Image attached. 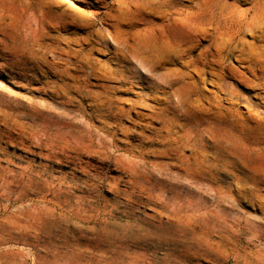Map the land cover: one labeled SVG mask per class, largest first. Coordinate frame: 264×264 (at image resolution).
<instances>
[{
  "label": "rangeland",
  "instance_id": "1",
  "mask_svg": "<svg viewBox=\"0 0 264 264\" xmlns=\"http://www.w3.org/2000/svg\"><path fill=\"white\" fill-rule=\"evenodd\" d=\"M0 11V264H264V71L235 40L199 78L163 62L159 37L167 17L200 14L212 36L193 56L210 61L232 13L258 25L264 0H0Z\"/></svg>",
  "mask_w": 264,
  "mask_h": 264
},
{
  "label": "bare ground",
  "instance_id": "2",
  "mask_svg": "<svg viewBox=\"0 0 264 264\" xmlns=\"http://www.w3.org/2000/svg\"><path fill=\"white\" fill-rule=\"evenodd\" d=\"M26 1V0H25ZM211 1V0H210ZM11 2V1H10ZM9 2V3H10ZM13 2V1H12ZM8 3V4H9ZM27 3V2H26ZM162 3V2H161ZM224 3V2H223ZM164 4V3H163ZM210 5V3H208ZM207 4V5H208ZM9 5H12V4H9ZM208 8V7H207ZM69 9V8H68ZM67 9V10H68ZM206 9V8H205ZM210 9V8H209ZM30 10V9H29ZM170 10V9H169ZM224 10V9H223ZM32 12V11H31ZM144 12V11H143ZM207 12V10H206ZM234 12V11H233ZM239 12V11H238ZM1 13V11H0ZM196 13V12H195ZM264 13V12H263ZM53 14V13H52ZM111 14V13H110ZM30 15V14H29ZM49 15V14H48ZM232 13V16L231 18H228V22H229V26L228 29L229 30H225L224 32H219L220 36L219 39H216L214 40L211 45L209 46L208 50H211V55H212V58L210 61L207 60V55L206 52L207 50L205 49H201V51L198 53L197 56H193V52L196 48H199L200 47V43H199V37L201 36H212V33H211V29L206 25V23L204 22V19L202 18V16L200 14H195L193 17L189 14V13H186L184 17H167V22L165 23L166 26L164 27V29L161 31V33L159 34L160 36V39L162 40V42L164 43V45H166L168 47V51L162 55V60L163 62L165 63H180L184 66H194L193 70H192V73H196L199 78L202 77V74L205 72V66L208 64V63H212V64H215V65H218L221 60L223 59V53L224 51H226L228 45H229V42L230 41H235L237 40L238 42V45L241 44V47L239 49L240 51V55L241 56H244L246 59H248V61L255 65V66H260V70L261 71H264V20L259 22L258 25H256V21L259 18H261V16H254L252 18L251 21H247L248 22V25L250 26H245V24L247 22H245L244 20L246 19L245 17V14L244 13H238V17H234ZM104 16V15H103ZM135 16V15H133ZM153 16V15H152ZM168 16V15H167ZM212 16V15H211ZM21 18V17H20ZM19 18V19H20ZM48 18V17H47ZM69 18H71L69 16ZM158 19V18H156ZM227 19V18H226ZM225 19V20H226ZM10 20V19H9ZM12 20V19H11ZM21 20V19H20ZM28 20V19H27ZM136 20V19H135ZM261 20V19H260ZM259 20V21H260ZM73 21V20H72ZM28 22V21H27ZM71 22V21H70ZM5 23V22H4ZM2 24V23H1ZM16 24V23H15ZM32 24V23H31ZM38 23H36L37 25ZM49 24V23H48ZM3 25V24H2ZM14 26V25H13ZM16 27V26H15ZM212 27V26H211ZM32 28V27H31ZM224 28V27H223ZM222 28V29H223ZM247 28H249V30H251L253 32V38H255L256 40H259L261 43L260 44H255V42H248L246 40H244V36L249 34L247 33ZM27 29V28H26ZM35 29V28H34ZM66 29V27H65ZM18 30V29H17ZM1 31V30H0ZM53 31V30H52ZM64 31V30H63ZM66 31V30H65ZM18 32V31H17ZM32 33V31H31ZM40 34V33H39ZM68 34V33H67ZM2 35V34H1ZM8 36V35H7ZM49 36V35H48ZM214 37H217V35H214ZM227 37V38H226ZM250 37V36H249ZM21 38V37H20ZM252 38V37H251ZM54 39V37H53ZM52 39V40H53ZM2 40V38H1ZM15 41V40H14ZM21 41V40H19ZM26 41V40H25ZM64 41V39H63ZM10 42V41H9ZM13 42V41H12ZM10 42V43H12ZM22 42V41H21ZM7 43V42H6ZM5 43V44H6ZM15 43V42H14ZM51 43V42H50ZM141 43V42H140ZM4 44V45H5ZM18 44V43H17ZM39 44V43H38ZM53 44V43H52ZM80 44V43H79ZM129 44V43H128ZM16 45V44H15ZM14 45V46H15ZM19 45V44H18ZM27 45V44H26ZM30 45V44H29ZM131 45V44H129ZM3 46V45H2ZM21 46V44H20ZM47 46V45H46ZM51 46V45H50ZM76 46V45H75ZM142 46V45H141ZM233 46V45H232ZM1 47V46H0ZM11 47V46H10ZM71 47V46H70ZM74 47V46H73ZM23 48V47H22ZM13 49V48H12ZM45 49V48H44ZM72 49V48H71ZM2 50V49H1ZM47 50V49H45ZM133 50V49H132ZM197 50V49H196ZM16 51V50H15ZM19 51V49H18ZM5 52V51H4ZM2 53V52H0ZM8 53V51H7ZM18 53V52H17ZM96 53V52H95ZM6 54V53H5ZM11 55V54H10ZM84 55V54H83ZM17 56V55H16ZM9 57V56H8ZM19 57V56H18ZM110 57V56H109ZM36 58V57H35ZM3 59V58H2ZM127 59V57H126ZM115 61V60H114ZM118 61V60H117ZM26 62V61H25ZM36 62V61H34ZM242 62V61H241ZM244 62V61H243ZM21 63V62H20ZM29 63V62H28ZM37 63V62H36ZM245 63V62H244ZM6 64V63H4ZM38 64V63H37ZM44 64V63H43ZM56 64V63H54ZM10 65V64H9ZM13 65V64H12ZM114 65V64H113ZM219 66V65H218ZM217 66V67H218ZM16 67V66H15ZM28 67V66H27ZM33 67V66H32ZM56 67V66H55ZM109 67V66H108ZM7 68V67H6ZM5 68V69H6ZM13 68V67H12ZM22 68V67H21ZM45 67H43V70L45 71L44 69ZM62 68V66H61ZM111 68V67H110ZM109 68V69H110ZM246 68V67H245ZM2 69V68H1ZM4 69V70H5ZM189 69V67H188ZM8 70V69H7ZM10 70H13V69H10ZM34 70V69H33ZM37 70V69H36ZM35 70V71H36ZM82 70V69H81ZM108 70V69H107ZM244 70V69H243ZM17 71V70H16ZM38 71V70H37ZM43 71V72H44ZM11 72V71H10ZM15 72V71H14ZM42 72V70H41ZM42 72V73H43ZM227 72V70H226ZM259 72V71H258ZM54 73V72H53ZM57 73V71H56ZM97 73V72H96ZM189 73V72H188ZM249 73V72H248ZM251 73V72H250ZM25 74L27 75V73L25 72ZM24 74V75H25ZM101 74V73H100ZM190 74V73H189ZM252 74V73H251ZM14 75V74H13ZM16 75V74H15ZM14 75V76H15ZM20 75V73H19ZM41 75V74H40ZM44 75L45 72H44ZM72 75V74H71ZM70 75V76H71ZM127 75V74H126ZM254 75V74H253ZM259 75V74H258ZM22 76V75H20ZM28 76V75H27ZM65 76V75H64ZM69 76V77H70ZM244 76V75H243ZM264 76V75H263ZM17 77V76H16ZM42 77V76H41ZM44 77V76H43ZM42 77V78H43ZM46 77V76H45ZM74 77V76H73ZM92 77V76H91ZM125 77V76H124ZM252 77V76H251ZM32 78V75L31 77ZM99 78V77H98ZM231 78V77H230ZM38 79V78H37ZM41 79V78H40ZM72 79V78H70ZM110 79V78H109ZM187 79V78H186ZM197 79V78H196ZM260 79V78H259ZM50 80V79H49ZM78 80V79H77ZM106 80V79H105ZM111 80V79H110ZM235 80V79H234ZM40 81V80H38ZM43 81V80H42ZM125 81V80H124ZM76 82V81H74ZM192 82V81H191ZM90 83V82H89ZM94 83V82H92ZM260 83V82H259ZM262 83V82H261ZM46 84V83H44ZM70 84V83H69ZM68 84V86H69ZM137 84V83H136ZM141 84V83H140ZM252 84V83H251ZM257 84V83H256ZM71 85V84H70ZM87 85V84H85ZM107 85V84H106ZM156 85V84H155ZM158 86V85H157ZM264 86V85H263ZM109 88V87H108ZM159 88V86H158ZM259 88V87H258ZM66 89V88H65ZM84 89V88H83ZM114 89V88H113ZM136 89V88H135ZM134 89V90H135ZM70 90V89H69ZM86 90V89H85ZM150 90V89H149ZM41 91V90H40ZM128 91V90H127ZM126 91V92H127ZM162 91V90H161ZM222 91V90H221ZM262 91V90H261ZM74 92V91H73ZM61 93V92H60ZM129 93V92H128ZM144 93V92H143ZM220 93V92H218ZM67 94V92L65 93ZM85 94V93H84ZM90 94V93H89ZM132 94V93H131ZM55 95V94H53ZM83 96V95H82ZM107 96V95H106ZM116 96V95H115ZM66 97V96H65ZM119 97V96H118ZM1 98V97H0ZM68 98V97H67ZM106 98V97H105ZM103 99L100 104H106L107 103V100L106 99ZM108 98V97H107ZM154 99V97H149V99ZM157 98V97H156ZM75 99V98H74ZM73 99V101H74ZM150 99V100H151ZM119 100V99H117ZM160 101V98L158 99ZM12 101V100H11ZM15 101V100H14ZM65 101V100H64ZM121 101V100H120ZM69 102V101H68ZM75 102V101H74ZM119 102V101H117ZM84 103V102H83ZM138 103V101H137ZM3 104V103H2ZM71 104V103H70ZM77 104V103H76ZM75 104V105H76ZM123 104V103H122ZM8 105V104H7ZM6 105V106H7ZM79 105V104H78ZM89 105V104H88ZM91 105V103H90ZM115 105V104H114ZM121 105V104H120ZM133 105V104H131ZM5 106V107H6ZM68 106V105H67ZM19 107V106H18ZM74 107V106H73ZM138 107V105H137ZM2 108V107H1ZM85 108V107H84ZM140 108V107H139ZM95 109V108H94ZM97 109V108H96ZM2 110V109H1ZM18 110V109H17ZM92 110V109H91ZM124 110V109H123ZM145 110V108H144ZM146 110H149V109H146ZM4 111V110H3ZM111 111V110H110ZM88 112V111H87ZM202 112V111H201ZM37 113V112H36ZM39 113V112H38ZM142 113V112H141ZM139 114V113H138ZM179 115V114H178ZM184 115V114H183ZM186 115V114H185ZM6 116V115H5ZM142 117V116H141ZM150 117V116H149ZM144 118V117H143ZM142 118V119H143ZM153 119V117H151ZM182 118V117H180ZM124 119V118H123ZM122 119V120H123ZM141 119V120H142ZM145 119V118H144ZM143 119V120H144ZM111 120V119H110ZM134 120V119H133ZM184 120V119H183ZM138 121V119H137ZM146 121V120H145ZM153 121V120H152ZM62 122V120H61ZM132 122V121H131ZM142 122V121H140ZM10 123V122H9ZM54 123V122H53ZM58 123V122H57ZM56 123V125H57ZM139 123V121H138ZM154 123V121H153ZM158 123H159V120H158ZM6 124V123H5ZM96 124V123H95ZM136 124V123H135ZM55 125V126H56ZM105 125V124H104ZM108 125V124H107ZM7 126V125H6ZM49 126V125H48ZM109 126V125H108ZM149 126V125H148ZM49 128V127H48ZM118 128V126H117ZM139 128V127H138ZM10 129V128H9ZM110 129V128H109ZM145 129V128H144ZM153 129V128H152ZM159 129V128H157ZM115 130V129H114ZM118 130V129H117ZM146 130V129H145ZM53 131V130H52ZM111 131V130H110ZM133 132V131H132ZM56 133V132H55ZM68 132H66L67 134ZM162 133V132H161ZM52 134V133H50ZM49 134V135H50ZM116 134V133H115ZM134 134V133H133ZM145 135V134H144ZM143 136V135H142ZM146 136V135H145ZM12 137V136H11ZM37 137V136H36ZM72 137V136H71ZM131 137V136H130ZM70 138V137H69ZM118 138V137H117ZM105 139V137H104ZM122 139V138H121ZM30 140V139H29ZM28 140V141H29ZM47 140H48V137H47ZM70 140V139H69ZM36 141V140H35ZM60 141V140H59ZM144 141V140H143ZM164 141V140H163ZM50 142V141H49ZM107 142V141H106ZM156 142V141H155ZM56 143V142H55ZM122 143V142H121ZM149 143V142H148ZM162 144V143H161ZM59 145V143L57 144ZM164 145V144H163ZM63 146V144H62ZM65 146V145H64ZM146 146V145H145ZM54 147V146H53ZM34 148V147H33ZM37 148V147H36ZM57 148V147H56ZM115 148V147H114ZM114 148H111L114 149ZM135 148V147H134ZM139 148V147H138ZM146 148V147H144ZM143 148V149H144ZM182 148V147H181ZM250 148V147H249ZM41 149V148H40ZM82 149V148H81ZM19 150V149H18ZM38 150V149H37ZM52 150V149H51ZM110 150V151H111ZM173 150V149H172ZM23 151V150H22ZM56 151V150H55ZM100 151V150H99ZM98 151V152H99ZM117 151V150H115ZM17 152V151H16ZM92 152V151H91ZM97 152V151H96ZM97 152V153H98ZM173 152V151H172ZM177 152V151H176ZM180 152V151H179ZM80 153V152H79ZM157 153V152H156ZM222 153V152H221ZM83 154V152L81 153ZM92 154V153H91ZM105 154V153H104ZM168 154V153H167ZM166 154V155H167ZM228 154V153H227ZM30 155V154H29ZM32 155V154H31ZM48 155V154H47ZM101 155V154H100ZM99 155V156H100ZM103 155V154H102ZM147 155V154H146ZM27 156V155H25ZM53 156V155H52ZM98 156V157H99ZM38 157V156H37ZM71 157V156H70ZM97 157V158H98ZM43 158V157H42ZM87 158V157H86ZM90 158V157H89ZM113 158V157H112ZM217 158V157H216ZM233 158V157H232ZM93 159V158H92ZM91 159V161H92ZM96 159V158H95ZM101 159V158H100ZM105 159V158H104ZM34 160V159H33ZM39 160V159H38ZM46 160V159H45ZM153 160V159H152ZM47 161V160H46ZM98 161V160H97ZM108 161V160H107ZM111 161V159H110ZM230 161V160H229ZM105 162V161H104ZM112 162V161H111ZM192 162V161H191ZM60 163V162H59ZM96 163V162H94ZM101 163V161H100ZM228 163V162H226ZM57 164V163H56ZM74 164V163H73ZM104 164V163H103ZM114 164V163H113ZM137 164V162H136ZM141 164V163H140ZM65 165V164H64ZM89 165V164H88ZM138 165V164H137ZM144 165V164H143ZM227 165V164H226ZM231 165V164H230ZM235 165V164H234ZM238 165V164H237ZM62 166V165H61ZM78 166V165H77ZM87 166V165H86ZM104 166V165H103ZM109 166V164H108ZM118 166V165H117ZM2 167V166H1ZM23 167V166H22ZM90 167V166H89ZM93 167V166H92ZM97 167V166H96ZM112 167V166H111ZM145 167V166H144ZM173 167V165H172ZM236 167V166H235ZM239 167V166H238ZM62 168V167H61ZM81 168V167H80ZM108 168V167H106ZM185 168V167H184ZM207 168V167H206ZM65 169V168H64ZM105 169V168H104ZM102 169V170H104ZM109 169V168H108ZM174 169V168H173ZM237 169V168H236ZM4 170V169H3ZM145 170V169H144ZM196 170V169H195ZM143 171V170H142ZM197 171H199L197 169ZM96 173V171H94ZM106 172V171H105ZM58 173V172H57ZM56 173V174H57ZM89 173V172H88ZM101 173V172H100ZM250 174V173H249ZM104 175V174H103ZM256 175V174H255ZM223 176H225L223 174ZM251 176V175H250ZM97 177V176H96ZM118 177V176H117ZM140 177V176H139ZM145 177V176H143ZM91 178V176H90ZM101 178V176H100ZM243 178V177H242ZM251 178V177H250ZM261 178V177H260ZM27 179V178H26ZM92 179V178H91ZM94 179V178H93ZM103 179V178H102ZM111 179V178H110ZM139 179V178H138ZM204 179V178H203ZM18 180V179H17ZM99 180V179H98ZM97 180V181H98ZM105 180V179H104ZM103 180V182H104ZM143 180V179H142ZM141 180V181H142ZM198 180V179H197ZM255 180V179H254ZM260 180V179H259ZM10 181V180H9ZM29 181V180H28ZM118 181V180H117ZM140 181V182H141ZM137 182V181H136ZM28 183V182H27ZM97 183V182H96ZM239 183V182H238ZM104 184V183H103ZM124 184V183H123ZM140 184V183H138ZM240 184V183H239ZM25 185V184H24ZM68 185V184H67ZM91 185V184H89ZM82 186V185H81ZM80 186V187H81ZM95 186V185H94ZM131 186V185H130ZM100 187V186H99ZM150 187V186H149ZM164 187V186H163ZM20 188V187H19ZM73 188V187H72ZM88 188V187H87ZM133 188V187H132ZM90 189V188H89ZM134 189V188H133ZM140 189V188H139ZM167 189V188H166ZM250 189H251V186H250ZM34 190V189H33ZM72 190V189H71ZM81 190V189H80ZM86 190V189H85ZM78 191V190H77ZM84 191V190H83ZM102 191V190H101ZM238 191V190H237ZM256 191V190H255ZM36 192V191H35ZM71 192V191H70ZM82 192V191H81ZM90 192V191H89ZM143 192V191H142ZM162 192V191H161ZM171 192V191H170ZM253 192V191H252ZM69 193V192H68ZM99 193V192H98ZM141 193V191H140ZM155 193V192H154ZM163 193V192H162ZM19 194V193H18ZM21 194V193H20ZM80 194V193H79ZM135 194V193H134ZM246 194V193H245ZM99 195V194H98ZM136 195V194H135ZM156 195V194H155ZM159 195V194H157ZM171 195V194H170ZM241 195V194H240ZM144 196V195H143ZM79 197V196H78ZM101 197V196H100ZM136 197V196H135ZM82 198V197H81ZM133 198V197H132ZM145 198V197H144ZM253 198V197H252ZM129 199V198H128ZM38 200V199H37ZM80 200V199H79ZM241 200V199H240ZM68 201V200H67ZM134 201V200H133ZM132 201V202H133ZM148 201V200H147ZM12 202V201H11ZM71 202V201H70ZM68 203V202H67ZM103 203V202H102ZM66 204V203H65ZM162 204V202H161ZM81 206V205H80ZM79 206V207H80ZM2 207V206H1ZM67 207V206H66ZM84 207V205H83ZM57 208V207H56ZM68 208V207H67ZM79 209V208H78ZM84 209V208H83ZM173 212V211H172ZM157 213V212H156ZM31 214V213H30ZM66 215V214H65ZM158 215V214H157ZM204 218V217H203ZM101 219V218H100ZM99 219V220H100ZM167 222V221H166ZM183 223V222H182ZM152 230V229H151ZM232 230V229H231ZM155 232V231H154ZM232 232V231H231ZM157 233V232H156ZM230 235V234H229ZM224 237V236H223ZM222 237V238H223ZM230 238V237H229ZM93 239V238H92ZM226 239V238H225ZM214 241V240H213ZM225 241V240H224ZM227 241V240H226ZM88 243V242H87ZM91 244V243H90ZM200 244V242H199ZM89 245V244H87ZM221 245V244H220ZM216 246V245H215ZM110 247V246H109ZM225 247V246H224ZM204 248V247H203ZM242 248V247H241ZM222 249V248H220ZM254 250V249H253ZM122 251V250H121ZM220 251V250H219ZM248 251V250H247ZM107 252V251H106ZM241 255V254H240ZM250 257V256H248ZM253 259V258H252ZM260 260V258H258ZM254 260V259H253ZM244 261V260H243ZM250 262V261H249ZM252 263V262H251Z\"/></svg>",
  "mask_w": 264,
  "mask_h": 264
}]
</instances>
